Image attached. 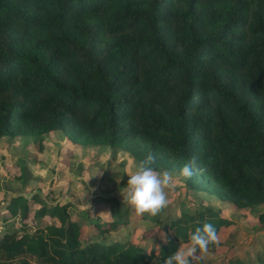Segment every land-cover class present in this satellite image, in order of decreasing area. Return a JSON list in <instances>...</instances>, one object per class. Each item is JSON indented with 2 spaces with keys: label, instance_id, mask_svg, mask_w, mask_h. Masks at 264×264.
Listing matches in <instances>:
<instances>
[{
  "label": "trees",
  "instance_id": "trees-1",
  "mask_svg": "<svg viewBox=\"0 0 264 264\" xmlns=\"http://www.w3.org/2000/svg\"><path fill=\"white\" fill-rule=\"evenodd\" d=\"M53 132L153 153L157 171L195 158L186 187L264 205V0H0V138ZM33 201L6 206L0 264H161L197 227L231 224L183 212L148 250L95 236L118 203L84 236L69 204ZM46 216L59 225L36 228Z\"/></svg>",
  "mask_w": 264,
  "mask_h": 264
},
{
  "label": "rangeland",
  "instance_id": "rangeland-1",
  "mask_svg": "<svg viewBox=\"0 0 264 264\" xmlns=\"http://www.w3.org/2000/svg\"><path fill=\"white\" fill-rule=\"evenodd\" d=\"M137 162L124 146L83 145L72 142L61 132L42 137L0 138V236L10 227L2 222V217L15 196L24 197L30 203L34 200L36 208L44 204L47 207L69 204L71 217L80 221L84 236L95 235L89 220L115 222L118 203L117 228L104 236H95L107 243L132 242L148 250L168 241L174 233L172 222L183 212L193 214L212 209L231 224L220 228L218 243L210 245L208 253L193 257L192 263H263L264 205L237 209L229 201L220 199L213 186L208 191H199L186 187L183 178H178L167 190V206L157 216L135 215L124 204L119 189L127 183V175ZM162 170L166 169L159 171ZM83 203L91 204V208H85ZM34 211L32 208L30 213L33 215ZM51 223L59 225L56 218L46 216L35 227ZM14 225L19 226V217L15 218ZM28 225L34 230L32 221ZM98 227L95 223L94 228ZM160 233H164L166 242ZM188 242L180 241L179 247Z\"/></svg>",
  "mask_w": 264,
  "mask_h": 264
},
{
  "label": "clouds",
  "instance_id": "clouds-1",
  "mask_svg": "<svg viewBox=\"0 0 264 264\" xmlns=\"http://www.w3.org/2000/svg\"><path fill=\"white\" fill-rule=\"evenodd\" d=\"M156 159L153 153H149L138 161L134 170L127 175V183L119 189L124 204L135 215L157 216L168 204L167 190L174 180L191 179L196 174L193 168L195 158L179 169L162 171L156 170ZM199 171L203 172L204 169ZM91 192H95V189H91ZM83 206L91 208V204L83 203ZM160 236L166 242L164 233H160ZM218 241L216 228L210 223H204L189 235L188 244L167 255L161 264H192L193 257L208 253L210 245H215Z\"/></svg>",
  "mask_w": 264,
  "mask_h": 264
}]
</instances>
